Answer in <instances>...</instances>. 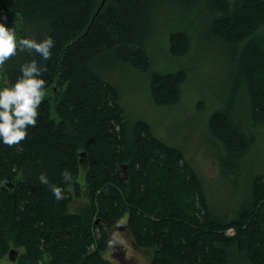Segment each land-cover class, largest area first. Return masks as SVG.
<instances>
[{"label":"trees","instance_id":"obj_1","mask_svg":"<svg viewBox=\"0 0 264 264\" xmlns=\"http://www.w3.org/2000/svg\"><path fill=\"white\" fill-rule=\"evenodd\" d=\"M173 1L194 0H0V22L18 37L55 41L48 61L28 51L7 61L0 87L35 58L47 65L46 93L57 91L45 96L27 139L15 147L0 141V260L13 250L17 264H117L104 255L124 220L134 244L151 251L149 264H264V170L254 159L242 163L255 149L250 130L264 129V49L248 39L264 23V0H197L206 26L232 48L231 69L241 72L236 79L242 75L250 118L231 119L234 103L217 100L223 102L208 122L221 146L210 151L219 169L214 180L186 149L126 117L124 85L115 79L121 65L150 70L163 45L174 56L188 53V26L157 27L162 5ZM186 81L182 70L150 73L153 104H179ZM224 85L230 95L235 84ZM194 126L192 118L186 132ZM41 173L67 199L57 200ZM83 192L88 211L69 213ZM223 195L227 202L216 204Z\"/></svg>","mask_w":264,"mask_h":264},{"label":"rangeland","instance_id":"obj_2","mask_svg":"<svg viewBox=\"0 0 264 264\" xmlns=\"http://www.w3.org/2000/svg\"><path fill=\"white\" fill-rule=\"evenodd\" d=\"M232 1L236 0H228V2ZM204 12L197 0L192 1V4L173 1L167 5L165 2L162 5L157 27L178 25L177 28H182L188 26V35L191 39L188 53L180 57L174 56L167 51L166 45H163L152 53L154 62L150 70L140 73L127 65H121L117 69L115 79L119 85H124L123 106L126 117L128 112V119L131 122H146L165 144L182 151L186 149V155L200 168L201 174L206 179L214 180L219 176V169L210 151L214 150V147L220 149L221 146L208 129L212 113L221 106L223 101L228 100L230 105L234 103L230 111L231 119L243 123L250 118L246 110V92L239 85L242 75L236 79V75H240L241 72L239 69L235 71L231 69L232 48L206 26L208 14ZM248 39L264 49V23ZM246 41H248L247 38ZM234 53L239 54L240 48L238 47L237 52L234 51ZM178 70L184 71L187 78L181 102L170 107H157L153 104L149 94L150 73H168ZM226 79L235 84L230 95L229 88L223 89ZM50 94L56 96V89L46 93L47 96ZM128 95H131V98L126 100ZM219 99L223 101L217 103ZM192 118L195 126L188 134L186 130ZM250 131L254 133L255 149L243 159L242 163L247 165L250 160L254 159L253 164L258 169L264 170V129L259 126ZM119 174L124 175L122 169L119 170ZM79 183L84 186L82 172ZM213 199H219L216 202L219 205L227 202L226 195ZM213 199L211 200L212 205ZM88 209L89 201L84 192L79 198H74L68 206L69 213L85 214ZM124 223V220L121 221L111 234L105 258L114 260L117 264H149L152 257L151 251L141 249L134 244L131 236L123 230ZM231 233H233L232 229L227 231V234ZM93 249L95 250L91 246L90 250ZM14 261L7 254L0 260V264H17Z\"/></svg>","mask_w":264,"mask_h":264},{"label":"clouds","instance_id":"obj_3","mask_svg":"<svg viewBox=\"0 0 264 264\" xmlns=\"http://www.w3.org/2000/svg\"><path fill=\"white\" fill-rule=\"evenodd\" d=\"M54 46L55 41L50 36L40 41L31 37H18L14 28L0 22V68L18 52L24 51L35 52L41 61H48ZM20 71L21 75L14 83L0 87V141L8 147L18 146L27 139V130L36 126L40 115L38 109L46 96L47 82L43 79L47 72L46 64L33 58L21 65ZM61 175L64 183L70 185L73 180L71 172L65 169ZM39 181L49 185L57 200L67 199L64 189L50 184L45 173L40 174Z\"/></svg>","mask_w":264,"mask_h":264},{"label":"water","instance_id":"obj_4","mask_svg":"<svg viewBox=\"0 0 264 264\" xmlns=\"http://www.w3.org/2000/svg\"><path fill=\"white\" fill-rule=\"evenodd\" d=\"M15 255H16V253H15L13 250H10V251H9V258H10L11 260H15Z\"/></svg>","mask_w":264,"mask_h":264}]
</instances>
